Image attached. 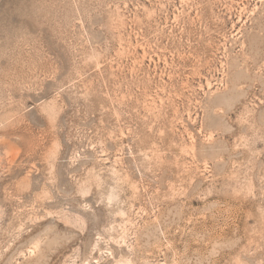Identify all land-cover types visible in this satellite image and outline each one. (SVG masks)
Here are the masks:
<instances>
[{
	"label": "rangeland",
	"instance_id": "rangeland-1",
	"mask_svg": "<svg viewBox=\"0 0 264 264\" xmlns=\"http://www.w3.org/2000/svg\"><path fill=\"white\" fill-rule=\"evenodd\" d=\"M0 264H264V0H0Z\"/></svg>",
	"mask_w": 264,
	"mask_h": 264
}]
</instances>
